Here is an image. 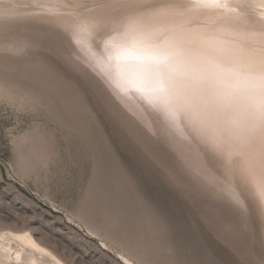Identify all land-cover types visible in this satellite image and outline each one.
<instances>
[{
    "label": "rangeland",
    "instance_id": "rangeland-1",
    "mask_svg": "<svg viewBox=\"0 0 264 264\" xmlns=\"http://www.w3.org/2000/svg\"><path fill=\"white\" fill-rule=\"evenodd\" d=\"M104 70L56 22L0 18V232L29 231L65 264H264L246 184Z\"/></svg>",
    "mask_w": 264,
    "mask_h": 264
},
{
    "label": "snow or ice",
    "instance_id": "snow-or-ice-1",
    "mask_svg": "<svg viewBox=\"0 0 264 264\" xmlns=\"http://www.w3.org/2000/svg\"><path fill=\"white\" fill-rule=\"evenodd\" d=\"M147 2L122 0L120 6L136 9ZM197 2L224 6L223 0ZM123 28V42L112 47L115 72L104 70L107 79L123 96L138 94L165 129L185 140L199 138L207 145L209 164L224 166L229 174L242 173L264 204V50L195 38L180 25H159L150 16H127ZM20 161L27 164L24 154ZM233 164L237 167H228ZM224 192L244 208L238 194L230 188ZM96 195L93 184L81 195V212Z\"/></svg>",
    "mask_w": 264,
    "mask_h": 264
},
{
    "label": "bare ground",
    "instance_id": "bare-ground-1",
    "mask_svg": "<svg viewBox=\"0 0 264 264\" xmlns=\"http://www.w3.org/2000/svg\"><path fill=\"white\" fill-rule=\"evenodd\" d=\"M223 2V7H212L197 0H148L144 7L131 9L121 7L122 0H0V18L39 14L48 21L56 22L85 54L113 73L115 61L111 59L112 47L123 42V24L130 15L150 16L159 25H180L192 37L218 39L227 42L228 47L257 52L264 50V0ZM82 25L88 26L86 31H80ZM127 43L131 46L130 42ZM193 47H198V44H193ZM129 94L148 106L135 92ZM189 137L208 150L199 138ZM226 174L229 178L237 176L246 184L264 215V204L243 174L238 171ZM0 264L65 263L41 245L29 231L7 230L0 232Z\"/></svg>",
    "mask_w": 264,
    "mask_h": 264
}]
</instances>
